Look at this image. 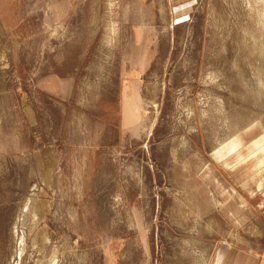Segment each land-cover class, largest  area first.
Listing matches in <instances>:
<instances>
[{"label": "rangeland", "instance_id": "rangeland-1", "mask_svg": "<svg viewBox=\"0 0 264 264\" xmlns=\"http://www.w3.org/2000/svg\"><path fill=\"white\" fill-rule=\"evenodd\" d=\"M263 162L264 0H0V264H264Z\"/></svg>", "mask_w": 264, "mask_h": 264}, {"label": "bare ground", "instance_id": "bare-ground-1", "mask_svg": "<svg viewBox=\"0 0 264 264\" xmlns=\"http://www.w3.org/2000/svg\"><path fill=\"white\" fill-rule=\"evenodd\" d=\"M254 149H255V148H254ZM245 150H246V149H244V151H245ZM233 151H234V150H233ZM244 151H243V152H244ZM246 151H247V150H246ZM246 151H245V152H246ZM251 151H252V150H251ZM234 152H235V151H234ZM234 152H233V153H234ZM245 152H244V153H245ZM246 153H247V152H246ZM249 153H250V151H249ZM249 153H248V154H249ZM231 154H232V153H231ZM249 155H250V154H249ZM239 157H240V156H236L237 159H238ZM262 157H263V156H262ZM234 159H235V157H234ZM246 161H247V160H246ZM255 161H256V160H255ZM255 161H253V162H255ZM263 163H264V162H263ZM252 164H253V163H252ZM261 167H262V166H261ZM261 167H260V168H261ZM253 170H256V169H253ZM260 170H261V169H260ZM248 172H249V171H248ZM252 172H253V171H252ZM254 172H255V171H254ZM251 174H252V173H251Z\"/></svg>", "mask_w": 264, "mask_h": 264}]
</instances>
